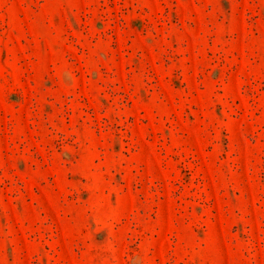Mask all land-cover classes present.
Masks as SVG:
<instances>
[{"label":"rangeland","instance_id":"rangeland-1","mask_svg":"<svg viewBox=\"0 0 264 264\" xmlns=\"http://www.w3.org/2000/svg\"><path fill=\"white\" fill-rule=\"evenodd\" d=\"M0 264H264V0H0Z\"/></svg>","mask_w":264,"mask_h":264}]
</instances>
